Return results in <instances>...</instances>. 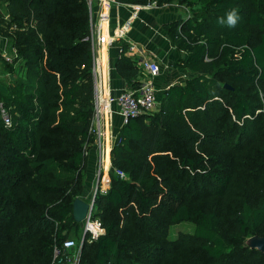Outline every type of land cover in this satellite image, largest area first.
<instances>
[{
	"label": "trees",
	"instance_id": "1",
	"mask_svg": "<svg viewBox=\"0 0 264 264\" xmlns=\"http://www.w3.org/2000/svg\"><path fill=\"white\" fill-rule=\"evenodd\" d=\"M119 1L200 3L190 17L165 25L195 74L157 96L154 112L122 125L110 160L126 178L111 169L109 189L97 193L93 214L104 234L85 237L80 264H264V253L245 245L264 234V0ZM4 2L0 36L25 75L0 89L12 119L7 128L0 118V264H50L53 244L82 231L72 204L83 198L85 151L94 141L90 10L86 0ZM233 8L236 26L221 24ZM122 47L116 68L131 79L138 69ZM13 66L6 63L8 72ZM198 149L203 154L194 156ZM251 149L253 187L234 193L223 155ZM197 181L213 185L210 193L199 188L212 201L156 218L176 202L173 190ZM171 216L194 225L188 251L165 237ZM15 249L18 256H8Z\"/></svg>",
	"mask_w": 264,
	"mask_h": 264
},
{
	"label": "crops",
	"instance_id": "2",
	"mask_svg": "<svg viewBox=\"0 0 264 264\" xmlns=\"http://www.w3.org/2000/svg\"><path fill=\"white\" fill-rule=\"evenodd\" d=\"M99 12L100 5L95 1L90 10V17L94 22L97 20ZM0 17L7 18L4 0H0ZM185 17L186 14L182 12L181 8L178 9L177 4L174 3L162 6L152 5L140 9L133 16L129 5L125 3L112 5L109 22L103 25V31L112 35L124 23L128 22L129 24L124 38H117L110 45L95 43L93 47V71L97 78L98 95L100 97L108 94L115 96L123 90L136 88L147 79L141 73L139 66L140 61L147 58L154 59L159 64L158 75L150 79L157 91V96H161L171 85L176 83L183 84L187 78L192 77L195 73L184 64L188 56L187 52L171 40L165 29V25L176 20H182ZM130 43L136 44L138 50L135 53L126 54L124 51ZM123 45L125 46L124 56L131 59L138 69L137 75L131 79L122 77L116 68ZM8 46L7 38L0 36V57L2 59L4 55L8 54ZM124 124L121 116L116 113L107 116L103 126L104 139H102L100 147L94 142L90 144L86 166L83 170L84 190L82 197L84 199H88L91 195L90 192L97 180L98 167L101 166L106 175L110 173L112 168L110 151L119 130ZM107 146L108 165L106 168Z\"/></svg>",
	"mask_w": 264,
	"mask_h": 264
},
{
	"label": "built area",
	"instance_id": "3",
	"mask_svg": "<svg viewBox=\"0 0 264 264\" xmlns=\"http://www.w3.org/2000/svg\"><path fill=\"white\" fill-rule=\"evenodd\" d=\"M89 10L92 8L93 1H97L100 5V12L98 18L94 22L90 17L91 41L92 49L95 43L102 45H110L117 38H124L128 28V22L118 27L116 32L109 35L103 31V25L107 24L110 19V10L112 5H118L119 0H86ZM129 5L132 11V16L136 15L140 9L156 5L154 1H148L144 5L140 4H126ZM190 17L186 15L185 18ZM138 50L134 43H130L124 53L132 54ZM122 52V49L120 50ZM8 62L9 59L6 55L3 56ZM141 73L147 78L141 82L136 88L123 90L118 95H102L97 93V78L95 72L94 87H95V102H94V115L91 126V132L94 137L95 143L100 147L102 138L104 136L103 126L105 118L114 113L121 116L123 123H127L130 118L137 117L144 113L154 111L159 103L157 98V91L151 83L150 79L159 73V64L154 59H142L139 63ZM0 118L5 127L9 128L12 124L10 107H8L3 100H0ZM85 155L87 152L85 151ZM114 173L122 179L126 178V174L119 169H113ZM110 187V175L103 172L102 167L99 166L97 172V182L93 188L91 195L86 202L89 204L87 216L82 221V239L78 244L73 238H66L61 242H55L52 246V255L50 264H80L82 243L87 236L89 242L97 240L104 234V228L101 222L94 218V203L98 192L105 193Z\"/></svg>",
	"mask_w": 264,
	"mask_h": 264
},
{
	"label": "rangeland",
	"instance_id": "4",
	"mask_svg": "<svg viewBox=\"0 0 264 264\" xmlns=\"http://www.w3.org/2000/svg\"><path fill=\"white\" fill-rule=\"evenodd\" d=\"M93 3H95V1H93ZM174 4H177L178 9L181 8L182 12H184L186 15H188V14L191 15L193 12V9H197L200 6H202L198 2L194 3L193 7H188L185 4L184 5L178 4V1L175 2ZM9 43H11V42H9ZM10 45L11 44H9V46L7 47V53L8 54L6 53L7 54L6 57L9 59V62L5 58L2 59L0 57V89L2 91L4 90L5 92L7 91L8 86L11 85V82H13L14 79H24V75H25V67L23 65V62H21L20 60L14 62L15 51L13 49H11ZM228 56L230 57V54H228ZM236 56L237 55H235V57ZM6 63H11L14 65L12 73L8 72L10 70L8 67H6ZM205 63H210V59L206 58ZM131 89H134V88H131ZM263 111H264V109H263ZM102 139H104V136ZM93 142L95 143V141H93ZM88 151H89V149H86L87 153H88ZM206 151H213V150L208 149ZM249 151H251V154H249L247 151L246 152L240 151V152H235V153H226L223 155V157L225 158L224 164L226 165V168L228 171L227 174L228 175L230 174V176L232 178V189L231 190L234 193L236 191L237 194H240L241 192H243V190H246L247 188L251 189L253 187L252 180H254V178L251 179L249 175H250V173H254V170L252 168V159L254 157L253 155H255V154H252V153H254L252 149ZM200 154H203L202 149H198V150H195L193 152L194 156L200 155ZM169 155H170V157H172V155H174V154L172 153ZM217 155L214 152V157L217 158V160H219V157H221L222 154H217ZM240 156L247 157V159L240 158ZM86 157H87V155H86ZM173 166L176 169L178 166V163L173 164ZM98 169H99V167H98ZM98 169H97V171H98ZM111 169H113V167ZM177 172H178V170H177ZM104 174H105V172H104ZM110 175H112V174H110ZM82 176H83V173H82ZM177 178H180L181 181H183L182 179L185 178V175L184 174L179 175V176L177 175ZM96 182H97V180H96ZM96 182L93 185V188L95 187ZM203 183L204 182H202V181H197L196 183H194V185L192 184L190 188L188 187L185 190H183V189L182 190H173V195H175V197L177 198L176 202H173L172 204L165 205L163 210H161L162 216L159 215V216H156V218L160 220L161 218H165V216H167L168 213H170V214L176 213L177 214V212L180 211L181 208L188 207V206H200L201 204H205L208 201H212V199L208 200L207 197H204L202 195V192L199 191V188L200 187L203 188V190H204L203 193H210V192H212V186L213 185L207 184L208 186L205 187L204 185H202ZM93 188H92V190H93ZM196 189H198V190H196ZM92 190H91V192H92ZM82 199H84V198H82ZM88 199H89V197H88ZM88 199L86 198L84 200L88 201ZM234 200H236V198ZM178 203H181V205L178 206ZM167 208H168V210H166ZM92 216H94V214ZM94 218H96V216ZM96 219H98L100 221L99 217H97ZM170 219H171V223H169L166 227L165 237L168 240L178 242L181 245L180 251L181 250L188 251V248L191 247L190 245L192 244V242H195L194 237H193L194 225L192 223H190L189 221L180 220L178 217H175V220H174V217L171 216ZM81 225H82V223H81ZM160 226L161 225L158 224V225H155L154 227L156 229H159ZM67 236H70L79 244L81 239H82V231H81V233H77V234L70 232L67 234ZM253 237L263 238L264 234L263 233L262 234H256V235L248 237L247 239H245V245L250 247V240ZM93 241H96V240H93ZM166 241H163L165 243L160 244V245L161 246H169V244H167ZM83 243H82V246H83ZM30 253H33V252H30ZM160 254L162 256V253H160ZM12 255L18 256L16 249L10 250V251L8 250V256H12ZM193 256L196 258L195 254H193ZM31 258L32 257H27L26 259H28V261H29V259H31ZM8 259H9V257L6 258L5 260H8ZM38 260H39L38 258H35V259L32 258V261H34L35 263H37ZM3 264H8V262H4Z\"/></svg>",
	"mask_w": 264,
	"mask_h": 264
},
{
	"label": "water",
	"instance_id": "5",
	"mask_svg": "<svg viewBox=\"0 0 264 264\" xmlns=\"http://www.w3.org/2000/svg\"><path fill=\"white\" fill-rule=\"evenodd\" d=\"M228 88V86H225ZM73 210L72 215L76 222L82 223L88 213L89 204L82 198L76 197L73 201ZM250 247L255 248L262 253H264V237L263 238H255L253 237L250 240Z\"/></svg>",
	"mask_w": 264,
	"mask_h": 264
},
{
	"label": "clouds",
	"instance_id": "6",
	"mask_svg": "<svg viewBox=\"0 0 264 264\" xmlns=\"http://www.w3.org/2000/svg\"><path fill=\"white\" fill-rule=\"evenodd\" d=\"M238 20H239L238 11L235 8H233L232 10L226 13V21L224 18H220L219 22L221 24H224L226 22L229 27H235Z\"/></svg>",
	"mask_w": 264,
	"mask_h": 264
},
{
	"label": "bare ground",
	"instance_id": "7",
	"mask_svg": "<svg viewBox=\"0 0 264 264\" xmlns=\"http://www.w3.org/2000/svg\"><path fill=\"white\" fill-rule=\"evenodd\" d=\"M107 153H108V146L106 147V160H105V167L107 168L108 165V157H107Z\"/></svg>",
	"mask_w": 264,
	"mask_h": 264
}]
</instances>
